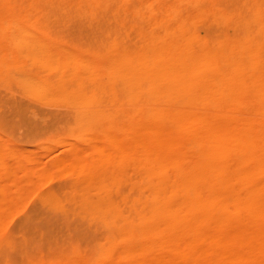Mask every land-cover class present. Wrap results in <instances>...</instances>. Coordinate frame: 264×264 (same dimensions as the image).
<instances>
[{
	"label": "bare ground",
	"instance_id": "6f19581e",
	"mask_svg": "<svg viewBox=\"0 0 264 264\" xmlns=\"http://www.w3.org/2000/svg\"><path fill=\"white\" fill-rule=\"evenodd\" d=\"M0 87V264H264V0H0Z\"/></svg>",
	"mask_w": 264,
	"mask_h": 264
},
{
	"label": "rangeland",
	"instance_id": "374dc122",
	"mask_svg": "<svg viewBox=\"0 0 264 264\" xmlns=\"http://www.w3.org/2000/svg\"><path fill=\"white\" fill-rule=\"evenodd\" d=\"M0 105V135L11 138L19 146L22 157H37L49 163L64 154L65 148L47 138L54 117L65 110L60 103L39 104L17 91L9 94L0 87ZM27 204L25 210H30L32 200ZM14 217L9 228H15L19 222V217Z\"/></svg>",
	"mask_w": 264,
	"mask_h": 264
}]
</instances>
